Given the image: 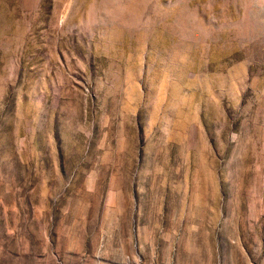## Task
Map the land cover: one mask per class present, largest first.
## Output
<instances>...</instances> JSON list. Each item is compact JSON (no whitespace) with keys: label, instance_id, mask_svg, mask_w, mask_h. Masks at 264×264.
Returning <instances> with one entry per match:
<instances>
[{"label":"rangeland","instance_id":"obj_1","mask_svg":"<svg viewBox=\"0 0 264 264\" xmlns=\"http://www.w3.org/2000/svg\"><path fill=\"white\" fill-rule=\"evenodd\" d=\"M0 264H264V0H0Z\"/></svg>","mask_w":264,"mask_h":264}]
</instances>
